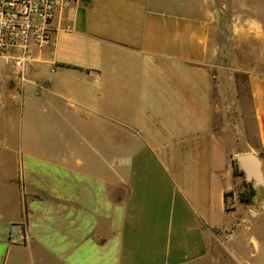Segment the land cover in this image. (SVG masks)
I'll list each match as a JSON object with an SVG mask.
<instances>
[{
  "label": "crops",
  "instance_id": "1",
  "mask_svg": "<svg viewBox=\"0 0 264 264\" xmlns=\"http://www.w3.org/2000/svg\"><path fill=\"white\" fill-rule=\"evenodd\" d=\"M218 1L75 0L56 13L52 43L32 48L24 79L0 57V109L40 106L53 125L112 144L109 179L98 147L67 154L80 173L39 154L50 187L34 199L52 210L37 237L50 257L37 264H254L264 254L263 212L240 216L226 196L237 156L264 153V0ZM222 36L240 41V61ZM95 158L101 169L83 161ZM106 199L111 215L90 212Z\"/></svg>",
  "mask_w": 264,
  "mask_h": 264
},
{
  "label": "rangeland",
  "instance_id": "2",
  "mask_svg": "<svg viewBox=\"0 0 264 264\" xmlns=\"http://www.w3.org/2000/svg\"><path fill=\"white\" fill-rule=\"evenodd\" d=\"M224 2V0H219L218 6L223 8ZM221 40L222 44L227 45L226 55L236 57L240 61L242 59L240 41L228 40L224 36L221 37ZM244 52H247L246 48ZM245 53L244 58L246 59L248 56ZM251 59H255V57L253 56ZM240 65L239 62L236 65L219 64V66L226 67V69H222L223 71H230L227 67L234 70ZM0 67H2L3 73H6L7 64L2 62ZM240 82L243 91L245 90V81L240 79ZM29 87V84L25 85V88ZM248 114L251 119V110ZM92 137H96L92 132L83 135L79 129L66 127L63 123L62 125H53L49 120L48 113L40 106L31 107V110L26 109L25 111L20 107L9 110L0 109V248L3 251L0 264H33V262L37 264V256L42 255L41 258L45 261L50 257L45 251L46 248L38 242L37 237L38 234L45 233L44 227L48 225V222L44 220L49 219V211L52 209L39 207V203L34 199V194L40 191L38 189L40 185L44 190L42 192L49 194L45 191L49 190L50 185L42 184L44 178L41 173L47 174V170L52 166L48 160H40L39 154L56 152L58 163H62L67 158L66 161L70 167L80 173L83 167L77 166V160L66 157L67 154L74 150L78 155L85 157L86 154H91L92 147L95 151L98 147L99 152L103 151L106 155L104 160L105 177L111 178L109 174H111L113 160L109 156L112 153V144L106 141L97 143L96 138ZM238 147L247 148V145L243 142ZM259 157L264 163V153ZM83 161L89 164V168H102V161L96 158ZM236 177L238 183L228 196V210L236 211L235 213L240 216L245 215V210L249 215V209L258 210L264 214V197L260 198V193L264 192V184L256 187L255 182L248 181L245 175ZM250 187L256 190V196L251 204H245L240 201V196L248 192ZM107 200L103 206L96 205L94 211L90 212H95L96 215L97 211L100 215L104 209V215H111ZM99 203L101 204L100 201ZM39 220L42 221L40 224ZM256 231L264 236L263 227H258ZM34 259L35 261H33ZM251 261H255L254 264L263 263L264 254L250 259Z\"/></svg>",
  "mask_w": 264,
  "mask_h": 264
},
{
  "label": "built area",
  "instance_id": "3",
  "mask_svg": "<svg viewBox=\"0 0 264 264\" xmlns=\"http://www.w3.org/2000/svg\"><path fill=\"white\" fill-rule=\"evenodd\" d=\"M75 0H0V57L13 56V67L24 79L32 48L49 46L57 12Z\"/></svg>",
  "mask_w": 264,
  "mask_h": 264
},
{
  "label": "water",
  "instance_id": "4",
  "mask_svg": "<svg viewBox=\"0 0 264 264\" xmlns=\"http://www.w3.org/2000/svg\"><path fill=\"white\" fill-rule=\"evenodd\" d=\"M236 160L240 168L244 171L248 181L253 180L256 187L264 184L262 162L258 156L251 153L240 154Z\"/></svg>",
  "mask_w": 264,
  "mask_h": 264
},
{
  "label": "trees",
  "instance_id": "5",
  "mask_svg": "<svg viewBox=\"0 0 264 264\" xmlns=\"http://www.w3.org/2000/svg\"><path fill=\"white\" fill-rule=\"evenodd\" d=\"M234 166V176H243L245 175L244 171L240 168V166L237 164L236 161L233 163ZM231 193H227L226 196H229ZM256 196V190L252 187H250V190L246 193H243L240 196V201L245 204H251L254 201V198Z\"/></svg>",
  "mask_w": 264,
  "mask_h": 264
}]
</instances>
